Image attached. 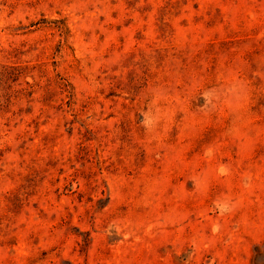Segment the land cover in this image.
<instances>
[{"label":"rangeland","instance_id":"1","mask_svg":"<svg viewBox=\"0 0 264 264\" xmlns=\"http://www.w3.org/2000/svg\"><path fill=\"white\" fill-rule=\"evenodd\" d=\"M0 264H264V0H0Z\"/></svg>","mask_w":264,"mask_h":264}]
</instances>
